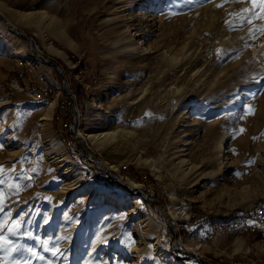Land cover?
Segmentation results:
<instances>
[{
	"label": "rangeland",
	"instance_id": "1",
	"mask_svg": "<svg viewBox=\"0 0 264 264\" xmlns=\"http://www.w3.org/2000/svg\"><path fill=\"white\" fill-rule=\"evenodd\" d=\"M242 8L250 10L246 17L264 15L260 0L191 5L188 0H0V13L31 36L40 53V43L79 45L82 54L73 60L80 57L89 64L81 75L89 86L78 128L113 131L110 139L90 142V148L86 143L88 150L113 165L125 181L142 184L165 207L181 206L188 217L170 218L178 246L201 242L200 257L214 264H225L228 257L240 264H264V237L258 232L208 236L211 222L264 200V163L256 164L258 156L264 158V149H257L264 146V36L256 29L255 38L250 37L252 25L246 21L231 31L224 23L239 25L234 14ZM261 23L253 19V24ZM3 31L11 36L6 34L0 44V66L18 39H24L7 26ZM41 54L61 67L66 88L58 70L42 61L60 77L63 94L68 82L78 87L69 67L72 58L65 64ZM3 84L0 79V191L5 213L11 214L0 213V221L6 219L0 236L36 255L7 254L0 248V264H170V258L176 264H206L174 250L175 234L159 204L124 189L95 166L70 128L62 132L54 121L41 120V131L25 135L36 115L23 121L3 94ZM245 105H252L253 115H245ZM69 108L72 125L74 108ZM240 128L244 132L237 134ZM245 140L252 147L240 150ZM217 142H222L218 156ZM251 148L254 163L249 164ZM55 153L67 156L69 168L53 160ZM181 158L188 164L179 167ZM252 166L262 169L261 176ZM186 167H192L191 173ZM13 220L21 221L19 233L31 235L8 232ZM155 236L167 253L163 257L155 253Z\"/></svg>",
	"mask_w": 264,
	"mask_h": 264
},
{
	"label": "crops",
	"instance_id": "2",
	"mask_svg": "<svg viewBox=\"0 0 264 264\" xmlns=\"http://www.w3.org/2000/svg\"><path fill=\"white\" fill-rule=\"evenodd\" d=\"M18 40L17 45H21V51L13 50V52L9 51L5 54V58H2V66H0V79H3V86H5L6 89L3 94H5L7 100H10L13 103L14 107L19 109V115L22 117L21 119L23 121L26 120V122H31L32 116L36 115L32 131H27L26 127H24V130L26 129L24 134L32 136L37 133L38 130L41 131L43 127L40 120L41 114L46 112H43V107L48 101L50 102L49 99L46 102L42 98L44 92L47 88H51V99L53 98L51 101L54 102L53 106L57 105L58 107V103L64 90L59 86L61 81L60 77L55 75L52 66L50 64H44L34 55L27 40L22 38H19ZM55 41L57 42V40ZM48 43H50L54 49L49 47L47 42L46 44L40 43V45L43 46L40 49L43 51L44 55L48 53L50 57H53L62 63L64 62L65 64L69 62V58L74 59L76 55L80 53L79 45L71 47L64 44L60 48V46L54 45L53 41ZM22 48L24 49L23 51ZM41 101L44 102L43 106H40ZM53 106L49 111V119L51 124L53 121L57 124L55 116L60 111V108H56L55 106L53 109ZM58 127L62 132L65 131L60 125H58Z\"/></svg>",
	"mask_w": 264,
	"mask_h": 264
},
{
	"label": "bare ground",
	"instance_id": "3",
	"mask_svg": "<svg viewBox=\"0 0 264 264\" xmlns=\"http://www.w3.org/2000/svg\"><path fill=\"white\" fill-rule=\"evenodd\" d=\"M9 21V20H8ZM0 22H1V24H2V26H1V24H0V44L2 45V42L7 38L6 37V31H3V30H5V27H6V24L5 23H3L1 20H0ZM10 22V21H9ZM11 23V22H10ZM12 24V23H11ZM8 35V34H7ZM12 35H14V33L12 34ZM9 36H11V35H8V38H9ZM16 39L17 37L16 36H14V37H11L10 39ZM8 40V39H7ZM13 41V40H12ZM6 42V41H5ZM8 43V42H7ZM10 43V42H9ZM4 44V43H3ZM11 44V43H10ZM15 46H16V48H15V50L16 51H21V45L19 46V45H17V44H14ZM13 45V46H14ZM47 45L49 46V47H52V45H50V43H47ZM8 47V46H7ZM10 47V46H9ZM22 47H24V46H22ZM147 48H149V46H146ZM52 49H54L53 47H52ZM24 49L22 48V51H23ZM40 51H41V53L43 52L41 49H40ZM17 53V52H16ZM80 54H82V53H80ZM165 54H167V52H165ZM23 55V54H22ZM32 55V54H31ZM169 55V54H168ZM33 56V55H32ZM81 56V55H80ZM170 57V56H169ZM171 59L173 60V59H176V61H175V63H177L178 61H180V58H175V57H171ZM178 60V61H177ZM72 61H74V62H72V64H69V67L70 68H72V69H74V72H70L71 73V75L74 77V79H76L77 80V83H79L78 84V87L76 88V86L77 85H75V87L70 83V82H68V84L69 85H71V87H72V89H74V92H76L77 94H72V107L73 108H75L77 111H78V113H79V121H80V116H81V106H82V104L84 103V101H85V99H86V97H87V91H86V85L87 86H89L85 81H84V78L81 76V75H83L82 73L84 72V67H85V69L86 68H88V66L87 65H89V64H83L82 63V60H81V58L79 57L78 59L76 58L75 60H73L72 59ZM71 65V66H70ZM71 71V70H70ZM87 71V70H86ZM58 73V72H57ZM67 75V74H66ZM82 77V78H81ZM70 78V77H69ZM72 78V77H71ZM73 84H76V82H74ZM45 93H46V95H47V101H48V99H49V95H50V89H48V91L46 90L45 91ZM65 101V93L63 94V97H62V99L59 101V103H58V107L60 108V111L59 112H61V106H62V103ZM53 101H50L47 105H45L43 108H44V110H43V112H45L46 111V113L44 114V115H42L41 114V118H40V120H42V121H48V119H49V111L52 109V106H53ZM94 103V101L93 100H90V104H93ZM37 112V111H36ZM35 112V113H36ZM42 112V111H41ZM59 112L56 114V116H55V119H58V115H59ZM262 131H264V128H263V130ZM77 134L78 135H81L82 137H83V139H85V141H86V143L88 144V147L90 148V142H92V143H96V142H98V141H105V140H107V139H110L111 137H112V135H113V131L112 132H109V131H96V132H92V133H89V132H85V131H83L82 129H81V126H79V128H78V131H77ZM228 136V135H227ZM80 141V140H79ZM240 146V150H245V148L246 147H248V148H250V147H252V144H251V142H250V140H245V141H242L241 142V144L239 145ZM260 147H262L263 149H264V146L263 145H259V146H257V149H261ZM247 148V149H248ZM222 142H217L216 143V145H215V150L214 151H216L215 153L217 154V156H218V154L219 153H221L222 151ZM46 153V152H45ZM215 154V155H216ZM53 160H55L56 161V163H60V165L59 166H61V167H68L69 166V164H68V162H67V156L65 155H59V154H53ZM248 159H247V161H249V160H253V157H254V153H253V150H252V148L248 151ZM100 158V157H99ZM100 160L105 164V166L109 169V170H112V172L114 171L127 185H131V186H133V187H137V188H142V184H139L138 182H134V181H131V180H129V181H125L124 180V178H123V176L120 174V173H118L117 172V169H115L114 167H113V165L111 166V165H109V164H107V162L105 161V160H103L102 158H100ZM188 162V160L187 159H185V158H181L180 160H179V162H178V166L179 167H182V165H184V164H188L187 163ZM215 162H216V160H215ZM261 163H264V158L263 157H261V156H258L257 158H256V164H261ZM221 164H223V160L222 161H220V162H218L217 163V169H220V166H221ZM65 165H68V166H65ZM95 165V164H94ZM96 166V165H95ZM69 168V167H68ZM186 168H189V173H191V171H192V167H186ZM68 170H70V169H67V170H65V172L64 173H66ZM262 170V169H261ZM260 170V168H258L257 166H252V172L254 173H258L257 175H260L261 176V171ZM105 171V170H104ZM187 171V172H188ZM218 171V170H217ZM106 172V171H105ZM107 173V172H106ZM108 174V173H107ZM184 175H186V173H184ZM262 180H264V179H262ZM118 185H119V183L117 182V181H115ZM120 186H122V185H120ZM124 189H126V187H124V186H122ZM127 190V189H126ZM129 191V190H128ZM249 193H252V192H254V190H249L248 191ZM247 196H249L247 193H245ZM170 198H172L171 196H170ZM259 202H264V200H261V201H258L257 203H255V204H259ZM167 208V209H166ZM246 208V207H245ZM244 208V209H245ZM165 209L167 210V212H166V214L168 215V216H170L169 218H172V219H177V217H182L183 215L184 216H187L188 217V215H187V212L184 210V209H182V207L181 206H178V205H167V207H165ZM235 212V211H234ZM234 212H232V215L231 216H229V217H226V218H224V219H222V220H216V221H214V222H211L210 223V226H209V228H210V230L211 231H209V235L208 236H210V237H212V238H214L215 239V237H216V235L220 232H224V231H227L228 232V229H227V227H232V226H234V224L235 223H240V221H241V214L240 215H235L234 214ZM236 212H239L238 210L236 211ZM183 214V215H182ZM182 218H185V217H182ZM145 220V219H144ZM171 220V219H170ZM179 227V226H178ZM175 229H177V227H175ZM247 233V234H249V233H256V232H258L259 234H261L262 235V237H264V232H262L260 229H255V228H252V227H244L243 229H240V230H236V231H234L233 233ZM253 235V234H252ZM153 239V246L155 247V249H156V252L155 253H157V254H160V256L161 257H163V256H165V254H167L166 252H164L163 251V248L161 249V247L159 246V241H158V239H157V237L155 236V237H153L152 238ZM182 242V241H181ZM181 246L184 248V249H186V250H188V251H190V252H194L197 256H202V243L201 242H197V241H191V240H188L187 242H184V243H182L181 244ZM248 249V248H247ZM164 254V255H163ZM168 262L170 263V264H176V262L174 261V259L173 258H170L169 260H168ZM225 264H240V262L239 261H237V260H235L234 258H227L226 260H225Z\"/></svg>",
	"mask_w": 264,
	"mask_h": 264
},
{
	"label": "snow or ice",
	"instance_id": "4",
	"mask_svg": "<svg viewBox=\"0 0 264 264\" xmlns=\"http://www.w3.org/2000/svg\"><path fill=\"white\" fill-rule=\"evenodd\" d=\"M189 2V5H191L192 3H199L201 2V0H188ZM210 2V0H209ZM253 2H255V0H253ZM260 3L262 5H264V0H260ZM217 8H220L222 7L221 4H217L216 5ZM249 9L248 8H242L240 10L239 13H235L234 15L238 16L240 18V24L239 25H235V24H230L229 21L225 20L224 23L226 25H228V28L229 30H234L235 28L237 27H240L242 25H244L245 21L247 22V24H250L252 25L251 28H249V36L252 37V38H255L254 36V30L258 29L259 30V34L261 36H264V23H261L260 25H255L253 24V19H259L261 21H264V15H261L259 17H256L255 16V13L253 12L251 14L250 17H246L244 14L245 13H249ZM243 39V38H242ZM250 45H248L247 43L245 44V47H249ZM217 52L219 53L220 52V49H217ZM221 59H223V57H221ZM245 115H253L254 114V109L252 107V105H245ZM145 115L147 116H150L151 113H145ZM244 117L241 116L240 119H243ZM244 132V129L243 128H240L239 129V133H242ZM255 139V137L253 138ZM0 147H3V145H0ZM249 164L251 163H254V161L252 160H249L248 161ZM2 167H0V171H2ZM237 177H240L242 175V173L240 172H236L235 173ZM4 181L3 180H0V184H3ZM8 187L10 189H13L15 188L17 191L19 190V185H12V184H9ZM39 195V194H37ZM46 199H50V198H46ZM0 213H4L5 214V217L9 216L11 213H5V206H4V194L2 191H0ZM4 223H6V219L4 221H0V228H2L4 226ZM45 223H47V220H45ZM251 223V222H250ZM21 227V221L19 220H13L12 222V225L10 227H8L7 231L12 233V234H24V235H31L30 233H19V229ZM36 239H39V237H37ZM60 239H66V237H57V240H60ZM43 245L45 246V251H49L50 249L47 248V245L49 243L48 240H44L42 241ZM0 248H3L4 251L7 253V254H10L12 251L14 252H17V253H22V252H28V253H32V255H36V253L33 251L32 248H25V247H22V246H19V245H13L12 241L8 240L6 237L4 236H0ZM59 251V249H55V250H52V254L55 256L57 254V252ZM60 255H63V253H60ZM38 259H44L43 256H38L37 257ZM12 264H21L20 261H13ZM23 264H28L27 261H24ZM49 264H51V262H49Z\"/></svg>",
	"mask_w": 264,
	"mask_h": 264
},
{
	"label": "water",
	"instance_id": "5",
	"mask_svg": "<svg viewBox=\"0 0 264 264\" xmlns=\"http://www.w3.org/2000/svg\"><path fill=\"white\" fill-rule=\"evenodd\" d=\"M0 17L2 18L3 22L6 24V26L10 30H13V32L17 33L19 36H21V37H23L24 39L27 40V42L29 43L30 49L32 50V52L35 54V56L38 59H40L41 61L50 63L51 65H53L58 70V72H59V74H60V76L62 78L63 85L66 88V79H65V76L63 74V71H62L61 67L58 65V63L56 61H53L52 59H50L48 57L47 58L43 57V55L38 51V49L34 45L33 38L31 36L29 37L25 32L19 30L15 25L11 24L8 21V19L6 18L5 15H3L2 13H0ZM78 122H79V113L74 108V110H73L72 125L70 127V131L74 135L75 138H77V139H79L81 141L85 153L89 156V158H91L92 162L96 166H98L99 168H101L102 170H105L112 179L114 178L119 183V185H122V186L126 187L127 190H135V191H138L141 194V196H143L144 199L159 204L160 209H161V212H162L163 215H165L166 221H167V223H168L171 231H173L174 234H175V238L172 241V247H173V249L176 250V251H180L182 253H185L187 255H192V256L194 255L195 258L197 260H199L200 262H204L206 264H214L212 261L207 260V259H203L200 256H197L194 252L192 253V252H190V251H188V250H186V249L181 248L180 246H178V241L176 239L177 231H176L175 227L173 226V224H172L169 216L166 214V209H165L164 203L162 201L154 198V197H150L149 196V193L144 188H137V187H133L131 185H127L114 171L112 172V170H109L105 166V164L100 160V158L97 155L93 154L91 151L88 150L85 139H83V137L81 135H78L77 134L78 124H79Z\"/></svg>",
	"mask_w": 264,
	"mask_h": 264
},
{
	"label": "built area",
	"instance_id": "6",
	"mask_svg": "<svg viewBox=\"0 0 264 264\" xmlns=\"http://www.w3.org/2000/svg\"><path fill=\"white\" fill-rule=\"evenodd\" d=\"M37 48L39 49V46H37ZM72 94L77 93L74 92V89H72L71 85L68 84L67 90L65 92V101L62 103L61 112H59L58 119H56L57 124H59L60 127L65 131H69V128L71 127L69 106L72 105ZM42 98L47 101V95L45 92ZM234 214H241V221L240 223H235L232 227H227L228 232H234L236 230L243 229L244 227L260 229L262 232H264V202H259V204L249 206L245 209H240L239 212H234ZM210 239L213 240L212 237H210Z\"/></svg>",
	"mask_w": 264,
	"mask_h": 264
}]
</instances>
